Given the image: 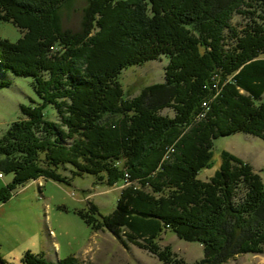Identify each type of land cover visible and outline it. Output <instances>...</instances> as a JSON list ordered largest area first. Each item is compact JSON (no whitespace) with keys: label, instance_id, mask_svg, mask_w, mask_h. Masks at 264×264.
<instances>
[{"label":"trees","instance_id":"trees-1","mask_svg":"<svg viewBox=\"0 0 264 264\" xmlns=\"http://www.w3.org/2000/svg\"><path fill=\"white\" fill-rule=\"evenodd\" d=\"M68 1L0 0V22L21 33L14 43L0 37V72L32 77L41 100L21 105L23 117L0 137V173L12 174L0 204L31 180L65 182L60 169L70 165L72 176L129 183L109 215L95 206L76 213L163 264H186L159 245L165 231L202 246L193 264L264 253L259 174L222 150L213 176L198 178L213 139L242 132L264 140V0H87L74 32L57 20ZM161 55L164 81L125 94L121 71ZM8 85L0 80V89ZM19 264L77 260L26 251Z\"/></svg>","mask_w":264,"mask_h":264},{"label":"rangeland","instance_id":"rangeland-1","mask_svg":"<svg viewBox=\"0 0 264 264\" xmlns=\"http://www.w3.org/2000/svg\"><path fill=\"white\" fill-rule=\"evenodd\" d=\"M86 3L87 0H69L59 9L57 20L63 30L74 32L80 29ZM232 21L243 23L239 16H234ZM20 36V31L10 22H0L1 38L14 43ZM167 61L161 55L155 60L123 69L118 75V81L125 94L127 92L128 96L133 97L143 87L163 82ZM1 79L7 80L9 85L0 89V137L12 122L23 117L21 105L41 103L32 77L4 71L0 72ZM55 112L51 105L44 108L45 116L50 120L57 118ZM161 113L173 115L169 109H164ZM212 146L210 165L198 171L199 179L207 181L213 176L222 162L223 150L249 164L264 182V140L250 133L237 132L213 139ZM73 170L70 165L64 166L60 173L65 177V182L43 180V184L38 183L39 187L42 185L40 189L35 182H27L16 189L8 202L0 204L5 209L0 221L3 222L6 217L10 219L7 230L12 238L20 237L19 231L28 235L33 230L41 233L49 245L53 263L72 256L77 264H163L156 256L127 242L125 238L122 239L123 243L107 230H92L76 213L79 210L88 212V207L95 206L100 215H109L116 206L119 192L129 183L124 180L109 186L105 182L101 183L97 175L72 176ZM11 177L10 173H0V187L10 183ZM95 216L98 218V214ZM7 241H10L8 236L0 232V244L4 245ZM157 241L162 247L170 246V251L186 264H193L204 256L199 243L179 239L170 231L163 232ZM6 263L19 264V261ZM224 264H264V253L237 255Z\"/></svg>","mask_w":264,"mask_h":264},{"label":"crops","instance_id":"crops-1","mask_svg":"<svg viewBox=\"0 0 264 264\" xmlns=\"http://www.w3.org/2000/svg\"><path fill=\"white\" fill-rule=\"evenodd\" d=\"M43 180L45 181L48 179L37 178L36 180L34 179V181H30L28 183L35 182L37 184V187L40 189L42 185L41 187H39L38 183L40 182V184H43L42 183ZM102 181L101 183H103ZM4 214H5V209L0 206V216H3ZM9 220L10 219L6 217L3 222L0 221V232H3L5 235H7L10 240L9 243L7 241V243L4 245L0 244V258H2L6 262L18 263L22 254L25 253L26 251H30L35 254H40L48 261L53 262L51 260L52 255L50 254L49 251V245L46 244V241L44 240L41 233L38 234L33 230V232H31V234L28 235V233H23L19 231V233L21 234L20 237L12 238V235L9 234L7 230L8 226H10L8 224ZM14 224L16 225V223Z\"/></svg>","mask_w":264,"mask_h":264}]
</instances>
